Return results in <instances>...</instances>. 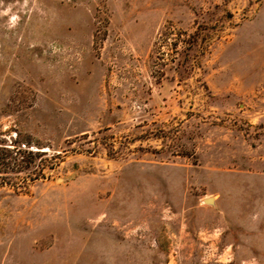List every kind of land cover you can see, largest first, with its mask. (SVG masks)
<instances>
[{
	"label": "rangeland",
	"instance_id": "1",
	"mask_svg": "<svg viewBox=\"0 0 264 264\" xmlns=\"http://www.w3.org/2000/svg\"><path fill=\"white\" fill-rule=\"evenodd\" d=\"M0 142V264H264V0H0Z\"/></svg>",
	"mask_w": 264,
	"mask_h": 264
},
{
	"label": "trees",
	"instance_id": "2",
	"mask_svg": "<svg viewBox=\"0 0 264 264\" xmlns=\"http://www.w3.org/2000/svg\"><path fill=\"white\" fill-rule=\"evenodd\" d=\"M195 41V35L192 36ZM193 45V44H192ZM33 159L32 152H27L19 146L9 148L5 143L0 142V174L2 173H16L26 169ZM10 185L9 178L0 176V186ZM14 189L21 188V184H11Z\"/></svg>",
	"mask_w": 264,
	"mask_h": 264
},
{
	"label": "water",
	"instance_id": "3",
	"mask_svg": "<svg viewBox=\"0 0 264 264\" xmlns=\"http://www.w3.org/2000/svg\"><path fill=\"white\" fill-rule=\"evenodd\" d=\"M205 201H206V202H208V203H213V200H212V198H211V197H209V198H206V199H205Z\"/></svg>",
	"mask_w": 264,
	"mask_h": 264
},
{
	"label": "clouds",
	"instance_id": "4",
	"mask_svg": "<svg viewBox=\"0 0 264 264\" xmlns=\"http://www.w3.org/2000/svg\"><path fill=\"white\" fill-rule=\"evenodd\" d=\"M12 19H13V20H15V19H16V17H13Z\"/></svg>",
	"mask_w": 264,
	"mask_h": 264
}]
</instances>
